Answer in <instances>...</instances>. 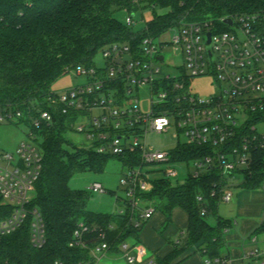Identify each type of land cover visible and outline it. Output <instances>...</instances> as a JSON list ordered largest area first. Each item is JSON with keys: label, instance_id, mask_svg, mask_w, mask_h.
<instances>
[{"label": "built area", "instance_id": "obj_1", "mask_svg": "<svg viewBox=\"0 0 264 264\" xmlns=\"http://www.w3.org/2000/svg\"><path fill=\"white\" fill-rule=\"evenodd\" d=\"M132 2L139 9L127 12L124 22L133 30L134 43L118 41L103 47V68L78 64L67 69L66 73L74 71L89 82L55 92L50 104L60 107L64 114H76L71 128L76 120H87L77 130L86 133L95 151L123 157L126 171L120 183L126 191L127 207L119 213L125 214L129 207L134 225L140 227L156 211L146 194L158 180L178 177L177 167L183 164L188 167L185 180L216 172L220 178L216 189H222H214L211 195L220 193V201L224 202L233 197L230 181L237 175L244 178L246 173L252 174L258 160L255 155L264 152V132L257 127L264 124V9L198 19L184 14L160 35H152L147 24L143 29H134L136 14L144 9L142 0ZM166 34L168 37H164ZM165 48H172L174 55L183 59L180 65H167L175 68L176 74L161 67ZM204 76L212 77L216 84L215 91L207 95L192 88V80ZM95 110L99 113L93 114ZM36 111L38 115L28 122L30 141L20 142L13 151L0 149V239L28 224L30 242L40 249L47 241L46 222L40 209L31 206L43 168V137L39 131L53 125L54 120L50 110L37 107ZM24 116L22 111L7 110L0 113V123H26L20 120ZM172 128L177 139L174 149L180 145L206 146L211 153L191 160L176 159L174 149L163 151L147 145L149 132L166 134ZM260 158L264 162V154ZM158 173L162 176L155 177ZM88 190L107 192L98 181ZM197 199L202 201L203 197ZM141 202L146 206L141 207ZM201 213L205 215L207 209ZM88 231L95 228L79 222L70 246L87 247L84 235ZM257 241L254 234L251 242ZM109 251L106 233L100 231L91 249L94 260L79 264H98ZM132 251L139 256L146 254L140 244H120V252L129 263L136 261ZM203 257L205 264H237L228 254ZM242 258L246 264H264V251L251 247ZM53 264L63 263L57 260ZM147 264L158 263L150 260Z\"/></svg>", "mask_w": 264, "mask_h": 264}, {"label": "trees", "instance_id": "obj_2", "mask_svg": "<svg viewBox=\"0 0 264 264\" xmlns=\"http://www.w3.org/2000/svg\"><path fill=\"white\" fill-rule=\"evenodd\" d=\"M141 8L152 10L147 29L152 35H160L184 14L198 19L206 15L222 17L256 12L264 9V0H142ZM158 8L164 11L159 13ZM138 9L132 0H0V113L22 111L25 116L20 120L28 123L38 115L36 108L40 107L50 110L54 120L53 125L39 131L43 137V168L31 205L39 208L45 218L46 244L40 249L34 248L26 224L0 239V264H53L57 260L63 264L92 263L90 250L98 242L100 231L106 233L111 252L140 231L141 227L132 222L129 207L125 214L94 212L87 209L89 190L71 188L70 178L77 171L102 168L108 157H116L124 164L125 160L121 156L98 153L93 148L74 147L73 151L64 148L69 143L64 134L71 129L76 114H64L60 107L50 104L55 94L51 86L67 69L78 64L95 65L97 52L113 42L134 43L133 30L115 14ZM210 153L206 146L180 145L172 151L174 158L185 160ZM263 154L258 151L255 155L258 160L252 166V174L244 176L242 187L262 186L264 162L260 156ZM219 180L216 172L199 178L188 177L181 184L161 179L146 194L156 209L169 214L180 206L189 214L187 244H176L169 255L158 258V264H172L185 249L194 245L202 256L222 254L225 231L231 224L219 217L216 225H210L206 219L210 213L218 215L220 193L215 196L211 193ZM199 195L202 201H198ZM203 208L207 209L205 215L201 213ZM79 222L95 228L85 233V248L70 246ZM263 232L264 221L254 233Z\"/></svg>", "mask_w": 264, "mask_h": 264}, {"label": "rangeland", "instance_id": "obj_3", "mask_svg": "<svg viewBox=\"0 0 264 264\" xmlns=\"http://www.w3.org/2000/svg\"><path fill=\"white\" fill-rule=\"evenodd\" d=\"M164 10L158 8L157 12L162 13ZM128 13L124 10L119 11L115 16L122 22L125 21ZM153 16L151 9H144L141 12L136 14V25L134 26L135 30L143 29L146 22L149 21ZM168 37V34L164 35ZM162 53L165 55V62L161 64V67L164 71H167L171 74H176L177 70L172 67V65H180L183 62L181 56L174 55L172 48H165ZM94 62L97 68H103L105 66V60L102 57V52L99 50L95 55ZM89 82V79L84 76H79L74 71H70L65 75L57 79L51 86L52 91L62 92L69 88L75 87L77 85H83ZM192 88L195 92L207 95L212 93L216 89V84L212 77L204 76L199 78H194L192 80ZM146 96V93L144 92ZM142 106L145 108L147 106L146 98L142 101ZM99 111L95 110L93 114H98ZM87 120H76L75 126L71 129H68L64 136L69 142L64 144V148L69 151H73L74 147L86 148L89 149L92 147V142L87 139L85 132H79L77 127L81 123H85ZM259 132H264V124H259ZM30 130V123H0V149L5 151H13L20 142L30 141L28 137V132ZM175 129L172 128L166 134H159L156 132H149L146 136L147 145L155 149H161L163 151L172 150L177 145V139L174 137ZM183 138L181 137V141ZM192 168V164H189V169ZM179 172L178 177L171 178L173 184H181L185 181L186 174L188 173V167L186 164L177 167ZM126 171V165L116 157H108L107 161L103 163L102 168L96 166L95 169H88L84 171H77L70 178L69 184L73 189H82L88 190V187L93 182H100L107 190L106 193H94L89 191V196L87 199V209L100 212V213H116L120 208L124 207L125 200H127V195L124 187L121 185L120 180L123 174ZM162 176L160 173L156 174L155 177ZM243 176L237 175L236 179L230 181L229 188L233 193L232 200L230 202L221 201L219 206V215L224 218L238 219L239 206L237 205V196L238 193L246 191L247 195L245 197V203L252 202L251 199H255V194L263 195L264 189H246L240 185L242 182ZM241 195L239 196V198ZM141 207H145L146 203L141 202ZM208 220L214 222V219L209 216ZM226 251L225 247L222 248V253ZM101 256V255H100ZM204 258V257H203ZM112 264H128L125 258L122 255L116 256V258L111 259L109 254L101 256L98 264L104 263Z\"/></svg>", "mask_w": 264, "mask_h": 264}, {"label": "crops", "instance_id": "obj_4", "mask_svg": "<svg viewBox=\"0 0 264 264\" xmlns=\"http://www.w3.org/2000/svg\"><path fill=\"white\" fill-rule=\"evenodd\" d=\"M241 183V182H240ZM261 188V187H259ZM247 189V188H246ZM257 189V188H256ZM264 189V188H262ZM252 190V189H251ZM241 197L239 198V196ZM247 195L246 191L238 193L237 205L239 206L238 219L224 218L219 215L218 204V215L210 213V217L214 219V222L208 220L209 216L206 218L210 225H216L218 223V218L221 217L227 220L231 225L225 231V249L226 251L222 254H228L235 258L237 264H246L242 256L246 249L251 247H258L264 251V232L254 233L259 225L264 221V193L255 194L256 198L251 199L252 202L245 203V197ZM127 205L125 203L124 207L120 208L116 214L123 209H126ZM132 222L135 219L132 218ZM189 226V214L185 209L180 206L174 207L169 214L163 212L161 209L157 208L152 217L147 219L140 227L136 236H131L127 238L124 242L129 244H140L144 246L146 250L145 255H136L135 251L132 254L136 255V261L134 263H129L127 259L120 252V245L118 250L114 252L109 251L111 259L116 258L118 255H122L128 264H147L150 260H158V258H163L169 255L176 247V244L184 246L187 244ZM257 234V243L251 242V237ZM180 246V248H182ZM91 260L93 259L92 252L90 250ZM104 264H112L111 262ZM172 264H205V259L199 252L197 245L191 246L185 249L178 257H176Z\"/></svg>", "mask_w": 264, "mask_h": 264}, {"label": "water", "instance_id": "obj_5", "mask_svg": "<svg viewBox=\"0 0 264 264\" xmlns=\"http://www.w3.org/2000/svg\"><path fill=\"white\" fill-rule=\"evenodd\" d=\"M226 21H228L229 23H231L230 19H227ZM208 36H210V34H208ZM127 58H129V56H127Z\"/></svg>", "mask_w": 264, "mask_h": 264}]
</instances>
